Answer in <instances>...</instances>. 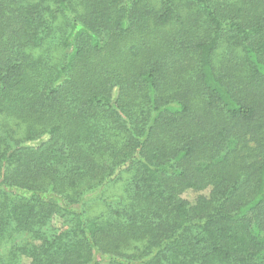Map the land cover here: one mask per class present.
Instances as JSON below:
<instances>
[{"label": "trees", "instance_id": "16d2710c", "mask_svg": "<svg viewBox=\"0 0 264 264\" xmlns=\"http://www.w3.org/2000/svg\"><path fill=\"white\" fill-rule=\"evenodd\" d=\"M1 252L264 264V0H0Z\"/></svg>", "mask_w": 264, "mask_h": 264}, {"label": "rangeland", "instance_id": "374dc122", "mask_svg": "<svg viewBox=\"0 0 264 264\" xmlns=\"http://www.w3.org/2000/svg\"><path fill=\"white\" fill-rule=\"evenodd\" d=\"M183 198L185 200H187L188 202H193L194 198H195V194H193L192 192H187L183 195ZM0 254H4L3 252H1Z\"/></svg>", "mask_w": 264, "mask_h": 264}]
</instances>
